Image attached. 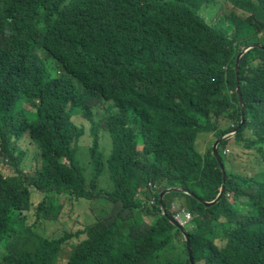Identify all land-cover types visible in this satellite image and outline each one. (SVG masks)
Here are the masks:
<instances>
[{
    "label": "trees",
    "instance_id": "trees-1",
    "mask_svg": "<svg viewBox=\"0 0 264 264\" xmlns=\"http://www.w3.org/2000/svg\"><path fill=\"white\" fill-rule=\"evenodd\" d=\"M5 75L0 264H264V0H0Z\"/></svg>",
    "mask_w": 264,
    "mask_h": 264
},
{
    "label": "rangeland",
    "instance_id": "rangeland-1",
    "mask_svg": "<svg viewBox=\"0 0 264 264\" xmlns=\"http://www.w3.org/2000/svg\"><path fill=\"white\" fill-rule=\"evenodd\" d=\"M224 11L218 15L217 17H215L212 22H214L215 20H219V22L223 21L224 19H222L221 17H225L226 15H228L231 11H234L233 8L231 7V5L229 3H226L225 6H224ZM237 15L241 16V17H245V15L242 14V11L240 10H235L234 11ZM206 19H207V16H205ZM48 62L52 63L53 64V58L52 57H48L46 59ZM52 72L50 71V74ZM8 77H5V79L3 81L0 82V87H3L4 86V81L7 79ZM213 110V109H212ZM215 112V110H213ZM78 117H80L79 115H77ZM77 120V119H76ZM230 121H228L226 124H228ZM224 124V121L223 123ZM225 124V125H226ZM163 128L167 129V130H170V126L168 125V123H164L162 125ZM252 130L250 131V138L253 137L252 135ZM172 137V136H170ZM217 142V139L215 141V143ZM47 147V146H46ZM261 150V148L259 146L255 147V148H245V143H240L238 145L236 144H232L231 143V139L228 138V145L226 147V151H225V155L227 156L228 160H229V163L231 164V167L233 170H238L239 174H244L247 172H250V175L252 176L254 173L253 172H256V173H260V172H263L264 171V149L261 153H258V151ZM30 163V162H28ZM1 167L3 166H0V170L2 171V173H5V175L7 176V173H9V171L5 169H2ZM0 171V172H1ZM234 172V171H232ZM167 182H161V184H159L158 182L154 183L151 187L153 189H157V188H161V187H164L165 184ZM150 186V185H149ZM181 189H186L182 186H180ZM169 189H174V188H169ZM178 189V188H177ZM181 189H178L177 191H181ZM249 193H252L251 191ZM186 194H189V193H186ZM191 194V193H190ZM217 199V198H216ZM215 199V200H216ZM227 199L228 201L230 202H233L234 201V198H233V193L231 192V194L228 196L227 195ZM241 199H244V196L242 195L241 196ZM212 202V201H210ZM163 205V204H162ZM180 207H183V204L181 202V198L180 197H177L175 202L172 204V209L173 210H182ZM69 211V210H68ZM82 212H84V210H82ZM177 216H179L178 213H176ZM190 218V215L185 213V219L184 220H181L183 223H185L187 221V219ZM48 219L50 220V222H48V225L52 224V219H53V216L51 214H49L48 216ZM143 219L148 221V222H152V220L154 221L155 218L148 214H143ZM80 221H82L81 224H83V226L86 223L85 221V218L83 217V215H81V218H80ZM187 226V225H186ZM82 237V236H81ZM73 242L77 243V241H79L77 238H72ZM66 263H67V260L65 259ZM64 261V262H65Z\"/></svg>",
    "mask_w": 264,
    "mask_h": 264
},
{
    "label": "water",
    "instance_id": "water-1",
    "mask_svg": "<svg viewBox=\"0 0 264 264\" xmlns=\"http://www.w3.org/2000/svg\"><path fill=\"white\" fill-rule=\"evenodd\" d=\"M243 53H244V51L242 52V53H240L239 55H238V57H237V59H236V72L238 73V70H239V62H240V58H241V56L243 55ZM238 91H239V88L237 89ZM220 141H218V142H216V144L214 145V155L216 156V158L218 159V162L221 164V159H220V157L218 156V154H217V152H216V148H217V145H218V143H219ZM221 169L223 170V166H221ZM224 179H225V175H224ZM171 189H169V190H166V191H164L163 193H162V195H161V197H160V199H162V197L164 196V194L166 193V192H169ZM221 194H222V190H221V193L219 194V196H218V199H219V197L221 196ZM218 199H216V200H218ZM202 202H203V200H201ZM205 203H213V201L212 202H210V201H204ZM183 231V234H184V238L186 239V241L188 242V250H189V260L191 261V264H194L193 263V259H192V252H191V250H190V244H189V238H188V236H186V234H185V231L184 230H182Z\"/></svg>",
    "mask_w": 264,
    "mask_h": 264
},
{
    "label": "clouds",
    "instance_id": "clouds-1",
    "mask_svg": "<svg viewBox=\"0 0 264 264\" xmlns=\"http://www.w3.org/2000/svg\"><path fill=\"white\" fill-rule=\"evenodd\" d=\"M5 77H8L5 81H4V85L6 83V81H9V75H5L3 78H1L0 82L3 81L5 79ZM4 87V86H3ZM3 87H0V88H3ZM77 115H79L80 117H78ZM76 116H73V120H76V119H79L81 118L82 116L80 114H77ZM48 147V145H47Z\"/></svg>",
    "mask_w": 264,
    "mask_h": 264
}]
</instances>
